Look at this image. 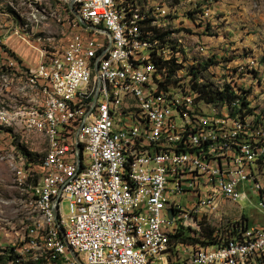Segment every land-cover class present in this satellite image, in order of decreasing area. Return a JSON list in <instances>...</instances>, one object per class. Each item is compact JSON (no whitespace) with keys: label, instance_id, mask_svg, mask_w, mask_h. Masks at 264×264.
I'll return each mask as SVG.
<instances>
[{"label":"built area","instance_id":"1","mask_svg":"<svg viewBox=\"0 0 264 264\" xmlns=\"http://www.w3.org/2000/svg\"><path fill=\"white\" fill-rule=\"evenodd\" d=\"M61 5L67 24L79 26L68 4ZM73 6L81 20L97 26V34L72 38L69 53L48 58V49L38 45L34 47V63H28L0 39V71L13 70L27 76L41 94V102H36L34 109L12 111L11 131H2L0 139L23 134L28 140L31 125H25L24 110H31L33 124L47 117L50 127L57 129V150L51 151L50 161L34 163L36 178L47 175V182L35 198L27 197L33 204L32 216L36 199H43L50 216L56 217L58 238L51 240L48 255L78 258L81 264H160L162 259H172V264H264V125L256 117L260 132H253L247 128L246 115L244 127H235L231 117L199 113L198 97L184 95L183 90L171 103H163L169 86L167 81L153 78L154 64L147 58L145 38L137 36L126 49V62L115 64L119 48H112V39L117 25L110 24V13L119 17L115 0H74ZM12 34L14 39L27 42V31L13 30ZM96 45L104 47L99 68L108 70L109 75L132 73L130 85L143 93V101L125 98L133 120L108 115L105 107L98 119H88L90 103L99 97L96 79L94 95L82 108L73 109L74 96L82 94V74ZM136 57H143L144 65H136ZM248 64L257 65L253 59ZM36 65H44L43 74H36ZM32 75H40V82H32ZM178 77L182 83V76ZM150 85H159V92L150 93ZM118 87L112 85L114 90ZM230 87L234 88L232 83ZM43 95H50V102H43ZM174 102H182L187 118L178 119ZM176 127H183V134H176ZM4 133L7 136L1 135ZM221 135H228L225 147H218ZM80 136H89L90 144H79ZM253 138H262L257 150H250ZM147 144H154V153L145 154L143 161L131 166L133 189L121 187L117 183V162L136 151V146ZM5 145L0 153H9L8 142ZM49 165H56L57 173H49ZM188 167H196V180L187 179ZM100 168H108L107 180H98ZM25 172L19 170L12 177L22 178ZM212 189H220V196L207 208H199L198 199ZM113 193H121V200L122 194L130 195L127 206L133 207L134 218L127 221L135 222L140 241L167 235L169 245L158 251L141 249L140 258H130L129 246L117 227ZM63 198L68 202L65 215L58 208V199ZM240 201L261 211L262 221H251L242 211L237 215L226 212ZM164 202L172 203L171 221H161ZM176 212H185L186 220L198 223L199 215L207 214V224L201 226L208 229L219 225V233L212 239H195L187 233L191 237L188 241H176L172 235Z\"/></svg>","mask_w":264,"mask_h":264},{"label":"rangeland","instance_id":"2","mask_svg":"<svg viewBox=\"0 0 264 264\" xmlns=\"http://www.w3.org/2000/svg\"><path fill=\"white\" fill-rule=\"evenodd\" d=\"M136 2L142 10L160 4H164L167 10L165 16L159 19L158 25H154V29L170 32L167 42L165 39L152 40L149 35L150 40L157 45V51L162 52L163 60L169 63V59L174 56L175 64H181L172 74H168L162 66L165 75H170L173 79H180L178 76H182V80L192 84V74L188 73L187 65H193L195 70L205 64V68L198 71L196 81L207 80L218 90H222L224 82H229L228 90L233 95L208 100L194 87L199 92L198 98L218 105L224 99L232 100L237 94L247 97L250 108L264 113V0ZM61 4L67 3L64 0H0V39L7 41L15 53L22 57L13 47L15 45L17 48L18 44H14L16 40L14 41L12 33L13 30L27 31L24 36L27 42L20 43L26 48V54L22 58L28 63H34V47L38 45L41 49H48V52L57 53L72 38L84 37L89 33L80 25L67 24V14L62 12ZM171 45L175 50L171 49ZM250 59L257 65L248 64ZM238 68L239 72L236 71ZM14 74L13 70L0 71V109L9 114L28 108V101L33 97L26 90L15 86L24 76ZM230 83L234 88L230 87ZM2 131H11V124H0V133ZM1 135L7 136L5 133ZM5 142H8L10 150L9 153H0V256L4 259L0 260V264H69L70 260L48 255L51 250L48 239L50 223L36 210L37 217L43 220L38 232H23L26 221L29 222L25 217L30 215V210L33 212V204L26 199L25 184L36 180L34 163H38L39 157L45 152L44 135L30 128L28 140L23 134L14 135V139H0L1 150L6 147ZM23 149L32 153L34 161L28 159ZM19 170L26 172L22 178L14 180L12 176H17ZM67 203L65 198L59 203L62 215L68 212ZM229 208L225 209L228 214L237 215L242 211L250 216L251 221H262L259 218L261 211L247 201H240L238 205L234 204ZM186 222L189 229L194 226L191 219ZM33 224L32 227L35 226ZM177 227L183 233H190L185 225L184 228L181 225ZM209 228L203 227L201 234L208 235ZM8 254L14 255L13 258L6 259Z\"/></svg>","mask_w":264,"mask_h":264},{"label":"bare ground","instance_id":"3","mask_svg":"<svg viewBox=\"0 0 264 264\" xmlns=\"http://www.w3.org/2000/svg\"><path fill=\"white\" fill-rule=\"evenodd\" d=\"M127 2H130V7H127ZM115 6L119 9V17L117 13H110V24L117 25L115 26V37L112 39V48H119V52L115 53V64L123 65L126 62V49H129L131 45H133L137 36L145 38L147 46H149V50H147V58L153 59L154 66L151 67L153 78L157 79V81H167L169 86L163 94V103H171L175 98L180 96L181 90H183L184 95L192 94V97H198L199 92L195 90L191 82L182 80L181 83V79H173L174 77L164 74L165 70L159 64L160 61H163L162 52L157 51V45L149 38L151 30L144 29L147 24L154 23L156 26L158 25L159 19L166 14L167 10H165V6H162L161 4L150 7L148 6L145 10H142L139 8V5H137L136 0H115ZM86 24L87 25H80L89 32L88 34H97V26L92 23ZM68 44H72V40L66 42L57 53H69L70 45ZM55 53L56 52L49 51L48 58H55ZM103 55V45H96L90 54L89 65H86V69L82 74V94L74 96L73 109L82 108L86 99H90L94 95V80L96 79L97 93L99 97L90 103L88 119H98L101 115V111L105 107L108 115H115L117 117H125L126 120H133V111L130 110V105L125 104V98L128 96L129 99H132L133 101H143V93L137 86L130 85L132 83V73H124L118 76L109 75L108 70H105V68H99V61ZM158 57H160V59H158ZM136 65H144V58L136 57ZM43 73L44 65H36V74ZM32 82H40V75H32ZM112 85L119 87L114 90ZM15 86L20 88V90L24 89L33 95L29 101L27 100L28 108L26 109H34L36 102H41V94H38L37 86L34 83H31L27 76H24ZM158 92L159 85H150V93ZM245 98L247 100V97ZM43 102H50V95H43ZM218 105H213L202 98H198L199 113L208 115L222 114V116L231 117L232 125L235 127H244L243 115H246L247 128L253 132H260V124L256 122V117L259 122L264 125V113L251 109L250 113L244 114L243 107L242 109H239V97H235L230 101L225 100L222 103H218ZM174 112L178 113V119L187 118V110H182V102H174ZM0 117V124H9L10 120H14V113L9 114L5 110L0 109ZM24 117L25 125H31V129L40 131L44 135L46 149L38 163H47L51 159V151L57 150V129L56 127H50V118L47 117H40L38 124H33L31 110H26ZM176 134H183V127H176ZM79 144H90V137L80 136ZM227 145L228 135H221L218 138V147H225ZM261 145L262 138H253L250 141V150H257ZM147 153H154V144L136 146V151L125 155V159H120L117 162V183H119L121 187H125V189H133V181H130L131 166H133L135 162L143 161V159H145V154ZM49 173H57V166L49 165ZM40 176L43 177V179L41 178L42 181L39 184L31 183L30 181L26 184L24 183L26 185L27 194H29L31 198H35L39 188L47 182V175ZM107 177L108 168H100L98 171V180H107ZM187 179L196 180V167H188ZM219 196L220 189H212L211 192H204L203 196L198 199V207L207 208L211 201H216ZM61 200L62 199H58V208ZM113 201L116 202L117 227L121 229V236L126 239V244L129 246L130 258H140L141 249L143 251H158L160 247H166L169 245V237L167 235H160V237H156V240L149 241H140L138 239V232L135 230V222L127 221V219L134 218L133 207L127 206L130 202L129 194H122L121 200V193H113ZM35 210L50 223L48 239L51 247V240H57L58 238V223L56 217L50 216L49 210L44 204L43 199H36ZM171 211L172 203L164 202L161 205V221H171ZM192 223L194 226L188 230L195 239H212L219 233V225H211V228H209L210 233L208 235L201 234L203 230L201 225L207 223V214H200L199 223L196 221H192ZM180 224L187 225L185 212H176L172 218L173 236H176L180 231V226L177 227V225ZM180 235L176 236V241H183L180 239ZM52 256L62 260H70L69 264H81L78 258L72 259L69 257H60L59 255ZM160 264H172V259H162Z\"/></svg>","mask_w":264,"mask_h":264},{"label":"trees","instance_id":"4","mask_svg":"<svg viewBox=\"0 0 264 264\" xmlns=\"http://www.w3.org/2000/svg\"><path fill=\"white\" fill-rule=\"evenodd\" d=\"M155 24L152 23V24H147L144 29L148 30L150 29L151 30V34H150V37L151 39H159L160 41H164V39L166 40V38H168L170 36V32L168 30H163V31H159L158 29H154V26ZM83 27V26H82ZM172 50H175V48L173 47V45L170 46ZM174 56H172L170 59H169V63L166 62V60H163L162 62L160 61V65L161 66H164L167 73L168 74H172L174 72V70L180 66L181 64H175L174 62ZM158 59H160V57H158ZM207 63V62H206ZM199 66V65H197ZM188 67V73H191L192 74V86L197 88L198 91L200 92V95L203 96L204 98L208 99V100H213L215 98H221L222 96L226 97V98H229L230 96L233 95V93L231 91L228 90L229 88V83L228 82H224V87L222 88V90H218L216 89L215 87H212L211 83H209L207 80L206 81H196V77L198 76V71L202 70L203 68H205V64H203L202 66L200 65V68L199 67H196L195 70L193 69V65H190L188 64L187 65ZM196 90V89H195ZM197 91V90H196ZM235 97H239V100H240V107L239 109H244V114H247V113H250L251 112V109L249 106H248V101L245 99L244 96H238L237 94H235L233 96V98ZM225 101V99H224ZM226 101H230L229 100H226ZM223 102V101H222ZM222 102H219V103H222ZM22 148V147H21ZM23 151L27 154L28 156V159L30 161H34V156H32V153L30 152H26V150L23 149ZM40 160V157L38 159V162ZM181 227H184V225L180 224ZM186 229H189V226L186 225ZM182 232V230H180L177 235H180ZM176 235V236H177ZM189 238H191L187 233H183L180 235V239L181 240H184V241H188ZM14 255H11V254H8L6 256V259H12ZM0 260H4L1 258L0 256ZM33 263H37V262H33Z\"/></svg>","mask_w":264,"mask_h":264},{"label":"crops","instance_id":"5","mask_svg":"<svg viewBox=\"0 0 264 264\" xmlns=\"http://www.w3.org/2000/svg\"><path fill=\"white\" fill-rule=\"evenodd\" d=\"M66 3H67V0H64ZM81 26V25H80ZM16 39H14V41H15ZM14 44H18V46H17V48L15 47V45H13V47H14V49L21 55L22 54V57H23V55H25L26 53V48H25V46L22 44V43H20V41H18V40H16L15 42H14ZM21 57V58H22ZM30 62V61H29ZM43 179V177H41L40 175L36 178V180L33 182V183H37V184H39L41 181H42V179ZM29 194H27L26 195V199H27V197L29 198ZM28 200V199H27ZM29 201V200H28ZM29 203H30V201H29ZM32 204V203H31ZM38 213V212H37ZM26 219H28L29 220V222L28 221H26V223H25V228L23 229V232L24 233H27V234H29L30 232H33V230H34V228H36V230H35V232L37 233L38 232V230H39V228H40V225H41V223L43 222V220L41 219V218H39V217H37V214H35L34 216H32V211L30 210V215L28 216H26L25 217ZM32 220V221H31ZM33 223H35V226L34 227H32L34 224ZM34 232V233H35ZM16 235V234H15Z\"/></svg>","mask_w":264,"mask_h":264},{"label":"water","instance_id":"6","mask_svg":"<svg viewBox=\"0 0 264 264\" xmlns=\"http://www.w3.org/2000/svg\"><path fill=\"white\" fill-rule=\"evenodd\" d=\"M73 1L74 0H68L67 1V3H68V6H69V9L73 12V14L78 18V21H79V23H81L82 25H87L86 24V22H84L83 20H81L80 18H79V16L77 15V13H76V11H75V8H74V6H73ZM75 147L76 148H78V143L77 142H75ZM72 253V255L75 257V253H73V252H71Z\"/></svg>","mask_w":264,"mask_h":264}]
</instances>
